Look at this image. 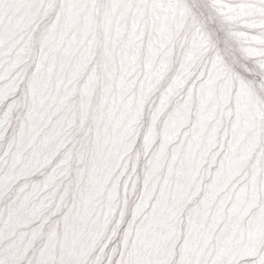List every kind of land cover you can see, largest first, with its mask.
I'll list each match as a JSON object with an SVG mask.
<instances>
[{
	"label": "snow or ice",
	"instance_id": "obj_1",
	"mask_svg": "<svg viewBox=\"0 0 264 264\" xmlns=\"http://www.w3.org/2000/svg\"><path fill=\"white\" fill-rule=\"evenodd\" d=\"M0 264H264V0H0Z\"/></svg>",
	"mask_w": 264,
	"mask_h": 264
}]
</instances>
